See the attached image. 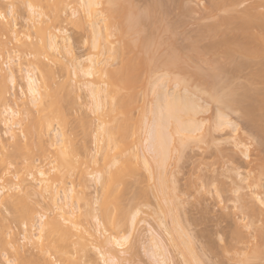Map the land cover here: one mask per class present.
<instances>
[{"label": "bare ground", "instance_id": "6f19581e", "mask_svg": "<svg viewBox=\"0 0 264 264\" xmlns=\"http://www.w3.org/2000/svg\"><path fill=\"white\" fill-rule=\"evenodd\" d=\"M4 1L7 2V4L10 3L9 4L10 12H8V14L10 13L11 15L16 14L17 9L20 8V6L18 5L21 3L22 4L24 3V5L26 6L25 9L27 8L26 11L29 13V14L27 13L29 17L27 21H30V23L34 25L36 23H45L48 25L50 21L55 22L59 18V16L55 13V11H58L59 9L58 8L59 2L51 3L53 0H3V2ZM18 2H21V3H18ZM180 2L181 0H61V4L64 3V4H67L68 6L71 4H75L76 6H79L80 9H82L84 13L87 14L91 20L90 27H91V34H92L91 35L92 42H91V45L89 46L90 52L88 53V56L87 57L84 56L86 58H82V57L77 58V56H75V53H74L75 51L72 48L71 39L63 31L61 32L63 33L62 37L51 33L50 36H48L49 38H47L49 40L43 39V38L40 39L42 40V42L45 40V42L43 43L40 40H38L40 42L36 40L35 42L37 43H34L33 42L34 40L33 41L31 40V43L29 41L28 42L29 44L27 43L25 44V41H23L24 42L23 43L22 41H20L22 39L19 40L20 37L16 30V28L18 27L17 23L14 21V24L11 25L13 22L12 23L8 22V24H10L11 26L7 25L8 27L6 28L8 30L7 33H10V32H11L10 34L14 33L12 34L13 36H15V34L18 35L19 38L15 36L16 39L18 38L17 39L18 43L22 42L24 45L22 43L20 45H22V47L23 46L26 47V48H23V50L22 49L20 50L24 51L26 49L24 53L28 52L27 53L28 56L26 55V57L27 58L30 57V59H27V61L28 60L30 61H28L29 64L26 61L27 65L25 64L26 66L25 67L23 64L24 59H25V54L22 52H20L21 54H19L20 56L17 59H14L10 55L9 56L12 59L8 55L7 56L9 57V59L7 57H5L7 59L3 58V61H5L4 62L5 64L3 66L6 65L7 72H5L2 66L0 70L1 71L0 72L1 74L0 75V78H1L0 79V105L1 103L3 104L6 101H8L6 99L7 98L6 94L8 91L7 82L9 81V83L12 85V88L16 86L18 83L16 74L19 71L23 73L22 75L25 80L28 96L31 97L30 99L31 105L32 104L35 105V107H37L35 109L38 111V113L40 112L41 115L37 114L38 116H40L38 117L37 115L33 114V118L32 117L31 118L34 121V123L31 122L32 125L29 128H27V125L25 124L27 130L25 131V129H23L24 130L23 131L21 128L20 129L18 128V127H22V125L20 124V122L22 121L14 120L16 117H18L21 114L20 111H15L12 107L6 106V109L4 110V112L0 114L2 115L0 116V121H1L0 123L3 124L4 133L6 136H8V141L10 140L14 142V143L12 142V145L14 144L13 145L14 148L12 152L13 154L11 156H8V154H6L7 157L6 156L0 157V196H4L6 199L7 196L11 195L10 193L12 191L13 192L19 191L18 190L19 186L17 185L18 186L17 187L15 184H12L13 186H11L10 184L11 181L7 179L6 175L9 169V167L7 166V163H9V166L14 167V164L16 161H19V159H23V157L21 156H20L21 158L20 157L17 158V155L22 154L21 152L25 150L24 152L26 153L23 152L25 156L27 157L28 155V157H30V158L27 157L28 161H27V164H25L26 166L25 168H27L28 170H30V172L33 173L35 169L34 165L36 164L35 162L36 160L34 159L36 154H39V158H42L44 156L43 160H45L46 156L49 157L48 146H49V142L53 141L51 139L52 137H55V140L51 142L49 148H53V151L52 149L51 151L55 153L54 156H56V152H59V150H61L63 152V155L60 151L61 157L60 158L58 157L59 158L58 161L60 160L62 162V159H61L62 156H63V159H66L68 157L67 161L63 160L62 163H60V161L58 162L62 164L61 167L59 166L60 164H58V167H60L58 169L59 170L61 169L62 171L63 170L62 166H65L63 168L64 169L66 168L67 171L69 170L68 168H70L71 169L69 170L70 172L78 168L77 166H74L75 164H73L74 163L73 160L71 162L68 161L69 154H66L65 150H62L65 148L64 134H63L64 132L62 131L61 133L55 132L56 127L55 128L53 127L54 121H56V123H61L60 121L62 118H60L61 117L60 114L63 111L62 113V117H63L64 111L66 112V110L64 109L66 106L69 105V102L71 104V101L69 97L67 96V94L66 95L63 94L64 97L62 96L61 92L64 91L62 87H61L62 90L60 92L54 90V88L57 87V86L53 87L55 86L54 85L56 81L55 76H57V74L55 75V72H53V69L50 68V65L48 66V64L50 63L48 62H47L48 64L45 63L46 59H47L46 61L54 62V60H51V59L60 58L59 62H57L58 60L55 61L56 63H60L61 61H63V59H67L65 58L66 56L71 58V60L69 59V62L72 63V64L70 63V65L73 67V71H74L73 73L76 78V81H75L76 82L75 86H77L76 90H78L79 92H82L83 90L87 92L88 104L90 105V111L96 118V124H95V130H94V144H95L96 149L100 148V152L104 153V155H106L105 150L103 151L102 149H106V152L107 151L109 152V150L114 151L115 149L117 151H114V152H118L119 154L118 147L119 149H121L122 148L121 146L125 145L124 148H122V151L124 149V152L125 151L126 153L128 152L126 154V156L128 155L127 158L129 159L131 158V160H133L132 162L131 160L128 161L129 159H126L128 163L129 164L130 162L134 163L135 162L134 158L136 159L140 155L139 156L140 158H138V160L143 159L147 167L149 166V164L147 165L146 155L143 154V156H145L143 157L141 156L140 152L139 154L137 151H135L137 153H135L134 150L130 151L131 149H133L132 147L133 145H130L131 142L134 141L132 140V138L137 137L140 131L142 130L141 134H139L138 136L140 139L142 132L145 131L144 134H146L147 136L142 142L146 143V146H143L144 143L142 142L140 143V145L143 146L142 149H146L147 151L146 153L152 155V158L156 160V163L158 165L154 163L155 164L154 166H157V167L159 166V168H161L162 172L165 174H167V172H165L167 171L165 168H167L168 159L171 157L169 154L172 150L178 151L180 153L181 150L188 143H190L193 140L199 141V139L202 138V136H200L198 137L199 138L198 139L196 137V133L203 130L202 128L204 127L205 123L204 125H202L203 122L202 123L200 122L201 124L200 123L197 124L195 117L202 112L203 106L197 103L198 102L197 98L196 100L195 98L193 99L192 97L193 96L192 94H194L197 87L190 90L187 86L189 85V82L192 79L198 80L199 85L211 84L214 82V80L218 79L221 76L222 72H224L222 70L223 66L221 65L220 66L213 65V64L211 65L210 63L208 65V63H206L207 56H214L216 59L212 58V60L215 59V62L217 58L222 59V57L228 62L230 61L236 62L240 58L243 60H247V61L248 60L256 61L262 66V69L259 71L257 78L264 82V0H256L255 3L252 2L254 3L253 5L248 6L249 4H251L250 2L246 8L241 10L242 13L240 11L241 9L240 7L244 6L245 2L247 3L248 0H226V1L224 0V2L221 0H210V7H211V8L209 7L210 11H213V13L214 11H222L223 13L226 11L227 14L229 15L231 14V15L226 16L223 14L224 16H222V18L218 16L220 18L218 22H217L218 18L215 17L216 16L215 15L214 20L216 21L213 20V22H217V23H212L211 25L200 28L201 29V30L199 29L200 32H198L197 30L198 32V33L196 32L197 35H193L195 36V38L196 37L197 38L194 40L192 39V41H189L187 45L184 47H182L184 44L182 45L181 43H179L182 45V46H179V44H177L179 41L178 42L175 41L176 37H177V40H180V38H178L180 34L178 33V28L176 27V25H174L175 23L173 25H169V23H166L164 20V18L166 19L167 17V13L170 14L172 12L171 9L181 10V8H179ZM139 3H141V5ZM142 3H143V6H142ZM144 4H145V7H144ZM2 5H4V3H2ZM97 5H99V7H97ZM4 7L2 8L0 7V16L4 17V19L6 20L4 11H2ZM5 8H8V6H6ZM169 9L171 12L169 11ZM48 11H50V13L54 12L55 16H52L53 14L50 16V13ZM202 11H206V10H203L202 8ZM235 11L236 12L240 11V14L239 13L237 14ZM259 11H262V12H259ZM175 15L177 18L178 15L177 14ZM179 17L180 16H178V18ZM173 18L174 17H172V19ZM3 22L5 24V21ZM6 24H7V21H6ZM3 26L6 27V25H3ZM184 39L182 41H187ZM187 39L190 40V37ZM18 47L21 48V46H18ZM172 60L175 61V63H173L172 65L173 68L178 69V71H176L174 75L183 76L181 79L178 76H175L179 78V79L177 78L175 79L176 86H182L184 87V90H182V92L177 91V92L170 94V93H165L164 89L160 90L161 86L158 85V82L161 81L162 78L157 77L153 81V74L155 73L153 69L161 67L165 64V62L172 61ZM2 63L3 62H0V65H2ZM201 63L203 64L205 63L204 66H207V65H208L207 67L210 66L209 69L206 68L208 71H206L205 68L204 70L202 69L203 65L202 67H200ZM14 65L16 66L15 69L16 68L18 69L17 71L14 70V67L12 68V66ZM244 65L245 63H242V62L239 63L238 67H236V70L241 68ZM140 84L150 85L152 87L153 95L154 96L156 95L155 97L157 98L153 107L149 108L152 111L150 112V110H148V113L150 112L149 114H151L150 117L153 116L152 121H149V123L151 122L150 124L147 122L146 118H144V115H143L144 111L141 114L140 118H137V119H140V121L137 119L135 121V118H132V113H134V111L136 110L135 105L136 103H138L137 102L138 101L137 100L138 99V88L137 87ZM221 86H222V83H221ZM61 88L59 87L58 89H61ZM249 88L245 89L242 93H239L241 91V90L239 91V89L238 90L235 89V90L238 96L242 99L243 108L247 114L246 119H248L249 122H251L253 129L255 128L256 131H258L259 135H261L262 132H264V92L262 91L257 92L258 90L256 91L254 88L252 91V89L251 88L249 89ZM34 92L37 95L34 96L33 95ZM56 92H57V95L60 93L58 96L62 99L65 97L66 98L68 97L67 99H65L66 101L69 99V101L66 102L68 103V105L67 104L64 105L65 101L61 100L60 98H57L58 96L55 95ZM194 95H198L197 92ZM155 97L154 99H156ZM209 98H211V96H209ZM21 99H20L21 101L20 100L18 101L16 100V101L19 104L20 103L22 104L23 102L26 103V100L24 98H21ZM14 102L15 100H13V103ZM17 102H15V105L18 104ZM22 105L25 106V104H22ZM60 111L61 113L59 114ZM133 117H134V114H133ZM59 119L60 121L57 122V120ZM141 120L143 121V123H145L144 121L146 120V123H145L146 125L143 124ZM132 121L136 124H133ZM52 127L54 128L52 131L55 132V135H52L51 133L52 136H50L49 133ZM17 128L21 130V133L27 132L28 134V135H25V133H23V135L27 136V139L25 138V140L27 141H24V143L26 142L25 145L22 144V140H20L19 137L15 135V131H16L15 129ZM136 129L139 130L137 134L136 132L138 130ZM57 130L59 129L57 128ZM208 134L209 132L207 133V135ZM48 135L51 138L48 137ZM205 135H203L204 136L203 138H205ZM204 141L205 139H203L202 142ZM58 146L59 148H57ZM4 147L6 146L3 142V136L0 134V148H4ZM14 149L16 150L15 153H14ZM57 149L58 151H56ZM1 150L4 151L6 149L4 150L1 149ZM54 150L56 152H54ZM97 150H98L97 151V155H98L100 152H99V149ZM122 151H121V154L123 155L124 153H122ZM257 151H259V149H257ZM254 152H256V150ZM1 153H4V152H1ZM110 153H107L108 157L112 155V153L111 154ZM31 154L35 156L32 157ZM114 154L117 156L116 153ZM94 155H96V151ZM257 155L255 157L256 158L259 157L257 159V162L258 160H260L259 163H257V165H255V163H252L255 165L256 171H257L255 174V177H253L254 175H252L249 172L250 174L249 183L251 184L252 181L253 183L251 185L249 183L248 184L250 185L251 187L250 189L252 190L253 188L257 190L259 186L262 187L261 185L262 183L260 182V180L262 179V177L264 178V156L262 155L261 151L257 153ZM260 155L262 157H260ZM91 157H93V155ZM108 157L106 156L105 159L107 160ZM117 157H119V155ZM93 158H96V156ZM112 158L115 159L114 156ZM180 158H181V155L179 156V159ZM15 159H18V160L15 161ZM114 159H111V161L108 160L110 161L109 163L113 162ZM30 160H32L33 162ZM40 160L42 161V159ZM70 160H71V156H70ZM23 161L26 162L24 159ZM253 162H254V158H253ZM17 163L18 162H16V164ZM112 165L115 166V164H112ZM132 165L133 164H131L130 166L132 167ZM36 166L38 167L37 164ZM114 166H112V168ZM37 167L35 170L37 173V176L40 178H45L47 180L45 181L43 179H40L39 184L41 185L43 183V186H44L45 185L44 181L45 183H48V181H50L48 178H46L49 175L47 174L48 171L46 172V171H43L42 169L40 170V167L37 169ZM152 167L150 168L149 166V170H151L149 173L150 176L152 175V172H153ZM134 169L136 168H133L134 172L131 169L129 171L130 174L128 173V175L127 173H124L125 176L128 177L129 175H131V173H133L134 174L133 176H135ZM51 171L53 172L56 171V168ZM159 172H161V170H159ZM154 174H155V171L153 173V176H155ZM165 174H162V176ZM249 174H247V177L249 176ZM30 175L33 176V174H30ZM251 175H252L253 180L251 178ZM241 176L242 175L240 173L237 175V177H240V178ZM247 177L245 176V178L241 179L242 183L247 184V180H245ZM91 179L94 185L96 186V188H98L97 190H99V187L103 188V193H102L103 198H101V196L99 195L96 196L94 203L97 206V204L100 201H103V202H100L102 203L101 212L103 213L101 214V216L105 220H107V218L111 219L110 218V213H111L110 208H112L111 205H114V207L117 208V205L119 202L117 198L120 197L121 192L119 190L118 193L120 194L116 195L115 188L110 187L107 184L105 186V183H104L105 179L102 173H96V174L91 175ZM161 181L162 180L160 179L158 183H163ZM261 181H263V179ZM123 182H125V180H123ZM49 184L50 182L47 185L49 186ZM47 185H45L46 192H44V193H47V197L50 199V200L48 199V202L50 201V204L47 205V202H46V206H48V209L46 208L47 215L43 214L40 217L43 223L38 224L39 225L38 228L40 227L39 232H38L39 235L36 237L31 236L33 239L34 237L37 239V242H36L37 244L41 243L39 244V247L41 248L38 247V249H41L39 250L41 252L40 258H36L37 260L33 259L35 261L34 264H75V263L78 264L77 261L75 262L73 260V256L76 254L74 252L76 251L74 247L77 246L79 250V247L82 244L84 245V242H82V240H84L85 238L81 237L82 236L81 234H83V236H85L86 234L85 237L87 238L91 234L92 237L90 236V238L92 239L93 238L95 239L97 237L100 239L101 238L100 236L103 237L104 241L103 240L101 241L102 245H101V252H100V255L103 257V260H102L103 264H128V263H125V259H123L121 255L126 253V247L130 239L129 236H122L118 234L117 235H107L106 229L104 226L107 224L109 225L110 222L108 223V220L107 222H104L103 219H101L102 220L101 221L99 218L100 216L98 217L97 215L93 216L94 221H95V224H94L95 233L97 235L96 234L94 235V232L92 231L93 228L91 227L92 228L91 231L93 232V235H92V233H89L91 231H89L90 230L89 228L88 229L86 228L87 227L86 225L84 224L82 225V224H79L80 222L78 223V221L77 222L74 221L75 218L78 219L80 216H82L79 204L76 201V195L74 193L76 191L74 187L64 189L61 194L60 192L55 190L56 188L54 189V191H57V192L52 191V189L54 188L53 185L49 187ZM117 185H118V180H117ZM158 185H157V189H158ZM161 185L162 184L159 185V187H161L160 191H163L162 188H164L165 185H163L164 187ZM249 185L247 186V188L249 187ZM245 187H244V190H245ZM237 189L238 190L233 191V192L238 193L241 189H243V187L242 188L239 187ZM22 190L20 191L22 192ZM247 190H249V188ZM256 190H254L255 191L254 193H252V191L248 193V194L251 193V195L244 196V195H247V193L244 195L242 194L241 195L242 197H239L238 198L239 200L237 199L238 203L240 202L239 203L240 208L238 207V210L241 209L240 210L242 212L241 215L243 216L242 217L240 215L241 219L239 220L243 223L241 225V222L237 220L240 217L237 216L238 218L235 219L236 224H234V226H230L231 227L230 231L225 232V234H227L228 237H230L233 240L239 241V243L240 241L242 242V239L245 237H250V238H253L254 240H260L264 235V226H262L264 225V199L263 197H261V195H264L263 194L264 190L262 189L263 191H261L260 189V192ZM114 195L119 196V197H116L115 199H113L112 196ZM164 195L161 194L162 198L165 197ZM27 199L28 198L26 197V199L24 198L25 201L23 200L21 202L22 203L25 202V204L28 205V207L27 205H25V208L27 207L28 209L27 208L26 209L30 210L32 207L30 208L31 205L28 204L29 200ZM44 199L46 200L47 198L44 196ZM245 199H248L246 200L247 202H245L246 204L244 203ZM252 199L254 202L255 201L256 202L253 203ZM26 200L28 203L26 202ZM250 200L252 201V203H250ZM235 203L238 206V203L236 201ZM169 205H172V204H169ZM119 206L120 205H118V207ZM26 209H24L23 211L20 210L21 213L23 212L22 214L19 212V210H17L19 212L17 214V217L20 214L19 216L20 218L19 217L18 218L25 219L24 221L29 223L27 224L23 220H21L23 221L22 224L24 226L31 225V228H32L33 225L37 224V222L33 224L34 223L33 214L35 213V211L30 210L31 211L30 212V211H26ZM170 210L171 209H168L167 207L166 212H170ZM48 211L50 212L49 214H48ZM164 211H165V208H164ZM89 214L90 213H88L87 215ZM122 214L124 215V213H120L119 215H122ZM138 214H139V211H136L132 214V217H131L132 226ZM170 214L171 212L166 213V215L168 216ZM236 214H234V217H236ZM224 217L226 218V216ZM227 217L229 216L227 215ZM229 218H232V217H229ZM177 220H178L177 218L173 219L176 225L175 227H174V224L172 227H169L168 224L165 223L164 221L159 222V227L164 228V234L162 235H159L160 231L158 232L159 234L158 233L156 234V232L152 230L150 243H152L151 245L156 251L153 253L154 255L160 258L159 264H170V255L169 253L167 254V252L170 250L165 249V248H168L167 247L168 245L167 246L163 245V241L165 239L162 238L166 235V237H168L166 239L170 241L171 245L173 244V246L171 247L172 248L175 247V250L177 249V251L179 250L181 252L180 254L178 251L179 255L180 256L182 255L185 258L183 261V264H192V263L199 264V259H201V257L200 256H199L200 258L196 257L198 256V254H195L196 250L194 248V245L193 247L191 245L193 241L189 240L190 238L185 234L183 226L180 225L181 223L177 222ZM237 221H239L238 223H240V225L237 223ZM111 226L114 227L113 223ZM163 228H162V231H163ZM244 230L245 232H247V234L243 232ZM28 231L26 233H29ZM87 233H89V235H87ZM26 235L28 237L26 236L25 240L27 239V241H31V242L34 241L32 238H29L30 237L29 234H26ZM244 235L245 237H243ZM125 237H128V239L126 240ZM73 238L75 239L78 238V241H74ZM168 240L167 242H169ZM79 241H81L82 244L79 243ZM256 247H257L256 244H254L252 249L250 250V253L248 252L247 254H249L250 256H253V258L254 256L255 257L257 256L256 258H258L259 257L258 253H260V250H258L259 248L258 247L256 248ZM162 248H163V251H161ZM102 249H104V251ZM84 250L81 251V253L86 251ZM164 250L165 251L168 250V251L165 252ZM49 253L51 255H49ZM185 253L186 254L188 253L187 256H185ZM45 255H47L48 257ZM53 257H56V259L55 260L51 259ZM187 257L190 258V260L193 259L194 262L187 260L186 259ZM201 260H200V264H202Z\"/></svg>", "mask_w": 264, "mask_h": 264}, {"label": "rangeland", "instance_id": "374dc122", "mask_svg": "<svg viewBox=\"0 0 264 264\" xmlns=\"http://www.w3.org/2000/svg\"><path fill=\"white\" fill-rule=\"evenodd\" d=\"M221 1L224 2V0H221ZM57 2H59L58 3L59 9L58 11H55V13L59 16V18L55 22L50 21L48 25L45 23H36L34 25L30 23V21H27L29 17L27 15L28 12L26 11L27 8L25 9L26 6L24 5V3L22 4L21 2H18V3H21L18 5L20 6V8H18L19 11L17 9L16 14L11 15L10 13L8 14V12H10L9 11L10 3L7 4V2L5 1L3 2V0H0L1 8L4 7V5L5 7L8 6V8L4 7V9L2 10L4 11L6 20L4 19V17L0 16L1 17L0 18V21H1L0 23V62H3L2 65H0V70L2 66L5 64L4 63L5 61H3V58L7 57L9 59V57L11 56L14 59H17L20 56L19 54H21L20 52L24 53V51H26V49L22 51L23 48H26V47L25 46L22 47V45H20L23 41H25V44L26 43L29 44L28 43L29 41L31 43V40L32 41L34 40L33 42L37 43L35 42L36 40L38 41L41 38L47 39L49 38L48 36H50L51 33L62 37L63 35V33H61L62 31L65 32L67 36L70 37L72 48L75 51L74 53H75V56H77V58H81V57L86 58L88 56V53L90 52L89 46L91 45V42H92L90 18L88 17L87 14L84 13L82 9H80L79 6H76L75 4H71L68 6L67 4H64V3L61 4V0H53L51 3H57ZM250 2L251 4H249ZM252 2L255 3L256 0L255 1L248 0L247 3L245 2L244 6H241L240 7L241 9L239 8L240 11L246 8L248 4H249L248 6L253 5L254 3ZM2 3H4V5H2ZM139 4L141 5V3ZM142 6H143V3H142ZM144 7H145V4H144ZM209 7H210V0H185V1L181 0V2L179 3V8H181V10H179L178 8H177L178 10L176 9L172 10L170 8L172 11L171 12L169 9L171 13L170 14L167 13V17L165 15L166 19L164 18V20L166 23H169V25H173L175 23L174 25H176V27L178 28V33L180 34L181 37L180 36L178 37L180 38V40H177V37H176L175 41L176 42L179 41L177 44L179 43H181L182 45L184 44L183 46L179 44V46L184 47L187 45L189 41H192V39L193 40L196 39L197 37L195 38V36L193 35H197V33L200 32L199 31L200 28L211 25L212 23H217L220 19L219 17L222 18V16L224 15L226 16L231 15V14L230 15L227 14L226 11L224 13L222 11H214L213 13V11H210ZM202 8L203 10H206V11H202ZM240 11H237V12L235 11V12L237 14L238 13L240 14ZM48 12L50 13V11ZM259 12H262V11H259ZM175 14H177L180 17L178 18L177 16L176 18ZM51 15L55 16L54 12L50 13V16ZM214 16L218 18V19L216 18L217 22H213L215 18ZM172 17L174 18L172 19ZM3 21H5V24ZM6 21H7V24H6ZM14 21L17 23L18 27L16 28V30L20 38L16 34L15 36H17L19 40L22 39L20 40L22 42L19 41L20 43H18L17 41L18 38L16 39L15 36L12 35L14 33L12 34H10L11 32L7 33L8 31L6 29L8 28L7 25H10L8 24V22L9 23L13 22L11 24L13 25ZM3 25H6V27ZM29 37L32 39H30ZM189 37H190V40L187 39ZM183 39L187 41H182ZM40 41L42 42V40ZM43 42H45V40ZM18 46H21V48ZM27 53L26 52L24 53L25 59H26V60L24 59V62H23L24 66L26 64L27 59H30V57L28 58L26 57V55L28 56ZM7 55L8 56L10 55V56L8 57ZM65 58L67 59H63V61H61L60 63L55 62L56 60H58L57 62H59L60 58L51 59V60H54V62L46 61L47 60L46 59L45 63L46 64L50 63L48 64V66L50 65V68L53 69V72H55V75L57 74V76H55L56 77L55 79L56 81L54 84L55 86H53V87H56V86L57 87L54 88V90L60 92L63 88L64 91L61 92L62 96L63 94L64 95L67 94V96L69 97L71 101V104L69 102V105H68V103L66 102H68L69 99L67 101L65 100L68 97L67 98L65 97L62 99L58 96L60 93L58 92L59 94L57 95V92H56L55 95L58 96L57 98L64 100L65 101L64 105L67 104L68 106H66L67 108L65 107V109L63 108L64 110H66V112L64 111L63 117H62L63 111L62 113L61 111L59 112V114L61 113L60 118L62 119L61 121L60 119L57 120V122L60 121L61 123H56V121H54V125L56 126L53 125V127L54 128L56 127L55 132H58V133H61V131L64 132L63 134H64L65 148L62 150H65L66 154H69L68 161L71 162L73 160L74 161L73 164H75L74 166H77L78 168L70 172H69V170H71L70 168H68L69 169L68 171L66 170V168L65 169L63 168L65 166H62L63 172L61 171V169L60 170L58 169L62 165L60 163H62L63 160L67 161L68 157L66 159H63V156H62L61 158L62 162L59 160L60 163H58L59 162L58 159L61 157L60 155L61 150H59V152H56L58 151V149L56 151L54 150V152H56V156H54L55 153L52 152L53 148H49L51 142L55 140V137H52V138L50 137L52 135H55V132L52 131L54 129L53 127L50 129L51 130L49 133L50 136L48 135V137H50L53 140L51 141L50 139L51 142H49V146H48L49 157L46 156L45 160H43L44 156L43 157L40 156L42 158H39V154H36V156L32 155L33 153L31 154L32 157L35 156L34 159L36 160L35 162L38 165V167L36 166V164L34 165L35 169L33 173L30 172V170H28L27 168H25L26 167L25 164H27V161H28L27 159L28 155L26 157L24 154L26 153L24 152L25 150H23L22 152L20 151L22 154L17 155V158L21 156L26 162H24L23 159H19V161H16L18 159H15V161L18 163L16 164L15 162L14 167L9 166V163H7V166L9 167L7 171V175H6L7 179L11 181L10 183L11 186H13L12 184H15L16 186L18 185L19 191L17 190H16L17 192L12 191L10 193L11 195H9L10 197L7 196L8 198L6 197V199L4 196H0V264H30V263L34 264L35 263L34 260L36 258H40L41 252L39 250L41 249H38V247H39V244L41 243L37 244L36 243L37 239L35 237L39 235L38 232H39L40 227L38 228L39 226L38 224L43 223L40 217L41 215L46 214L47 209H48V206H46V202H47V205L50 204V201L48 202L49 198L47 197V193H44L46 192L45 185H47L49 182L51 184V185L49 184V186L53 185L54 187L52 191H54V189L56 188L55 190H57L61 194L64 189L74 187L76 191L74 192L76 195V201L79 204V207L82 213V216H80L81 218L80 217L78 219L75 218L74 221L76 222L78 221V223L80 222L79 224L86 225L87 226L86 228L90 229L89 231H91V229L93 228L92 231L94 232V235H95L96 234L95 227H94L95 221H94L93 216L97 215L98 217L100 216L99 217L100 220L103 219L101 216V214H103L101 212L102 203H100L103 201H100L97 204V206L94 203L96 196L99 195L101 196V198H103L102 196L103 188L99 187V190H97L98 188H96V186L94 185L91 179V175L96 174V173H102L104 175L105 186L107 184L110 187L115 188L116 195L120 194L118 193L119 190L121 192L120 197L116 195L112 196L113 199H115L116 197H119L117 199L119 200L118 205L120 206L118 207L117 205V208H116L114 207V205H111L112 207L110 208V212H111L110 218L111 219L107 218L108 223L109 222L110 223L109 225L107 223H106L107 225L104 224L105 225L104 227L106 229L107 235H117L118 234V235L130 237L129 242L126 247V253L121 255V257L125 259V263H128V264H159L160 258L154 255L153 252H156V251L151 245L152 243H150L152 230L155 231L156 234L160 231L159 232L160 234L159 233L158 234L162 235L164 234V228L159 227V222L164 221L165 223L168 224L169 227H172L174 224V227H175L176 225L173 219L177 218L178 219L177 222L181 223L179 224L183 226L185 234L190 238L189 240L193 241L191 245L192 247L194 245V248L196 250L195 254H198V256L196 257L200 256L202 259V260L199 259V264H200V260L202 264H264V235L260 240H254L253 238L245 237L244 235L243 237L245 238H243L242 242L240 241L239 243V241L233 240L230 237H228L227 234H225V232L230 231V228H231L230 226H234V224H236L235 219L238 218L237 216L240 217L237 220L241 219L242 212L240 211L241 209L238 210V207L240 206L239 204L240 202L238 203L237 199L239 197H242L241 196L242 194L244 195L247 193V195H244V196H248V195H251V193L248 194L249 192L252 191V193H254L255 192L254 190H256L254 188L253 190L250 189L251 188L250 185L253 183V181L251 184L249 183L250 182L249 172L252 175H254L253 177H255V174L257 172L255 165H257V163H259L260 161L258 160L257 162V159L259 157L256 158L255 156L257 155V153L261 151V149L258 146L254 147L250 153L251 158L247 160V159H244L240 155L239 151L237 150L236 143H235L236 140H238L240 143H246L250 137H255L258 143L260 135L258 131H256L255 128L253 129L251 122H249V120L246 119V117L242 118L238 122V129H239L238 132H235L232 134L235 137V140H233L231 143L225 142L227 138L224 137V133L216 132L215 127L213 126L214 125L213 120L216 118V105L212 101V99L209 98L210 95L208 96V94H206L205 91L204 92L201 91V93L198 95H194L196 91L194 92V94L191 93L193 95L192 96L193 99L197 98L198 99V100L196 99L198 101L197 103L203 106L202 112L198 114L195 117V119H196L197 124H199L200 122L201 123L203 122L202 125H204V123L205 125L202 128L203 130L196 133V137L198 138L202 136L203 138L204 137L203 135L206 134L205 138H203L205 139V141L202 142L203 141L202 138H201L202 140L198 138L199 141L193 140L190 143H188L181 150L180 153L178 151L171 149L172 151L170 150L171 152L169 154L171 157L168 159V163H167L168 169L165 168L167 170L165 171L167 172V174L163 173L162 169L159 168V166L158 167L154 166L155 164H157L156 160L152 158V155L146 153L147 152L146 149H142L143 146H146V143L142 142L147 136L146 134H144L145 131L142 132V135L140 136V139H139L138 136L139 134H141V131H142L140 129L141 131L138 134V136L135 138H132V140L134 141L131 142V144L129 142L130 145H133L132 146L133 149H131L130 151L134 150V152L135 151H137L138 153L140 152L141 156H143V154L146 155L147 165L149 164L150 168L153 166L152 167L153 172H152V175L150 176L149 173L151 170H149V166L146 167L143 159L138 160V158H140L139 157L140 153L138 154L139 155L138 158H136L137 161L134 158L135 160L134 163H131V162L130 164L128 163V161H130L131 158L130 159L127 158L128 155L126 156V154L128 152L127 153L126 151L124 152V149L122 151V148H124L125 145L121 146L122 147L121 149H119L118 147L119 154L118 152H114L117 150L113 148L114 151L107 149L109 150V152L108 151L106 152V149H102L103 151L105 150L106 155H104V153L100 152V148H97L99 149V152H100L97 155L98 150L96 149L95 144H94V130H95L96 118L90 111V105L88 104L87 92L84 90L82 92H79L78 90H76L77 89V86H75L76 78L73 73L74 72L73 67L70 65L71 62H69V59L71 60V58L67 56ZM212 58H215V57L214 56L206 57V63H208V65L210 63L211 65L213 64V65L223 66L222 70L224 72H222L221 74V76L223 77V80L221 82L222 85L226 83L229 87H232L237 90L239 89V91L241 90L240 92L238 91L239 93H242L245 89H248L249 87L252 89V91L254 88L256 91L258 90L257 92H260V91L264 92V82L257 78L259 71L262 69V66L258 62L249 61V60L247 61L241 58L238 59L236 62H231V61L228 62L227 60L223 59V57L222 59L217 58L215 62L216 58L214 60H212ZM241 62L245 63V65L236 70V67H238L239 63ZM204 65L205 63L200 64V67H202L203 70L204 68L205 69L210 68V66L207 67L208 66L207 64H206L207 66H204ZM13 67H14V70L16 71L18 70L17 68L15 69L16 67L15 65L12 66V68ZM3 68L5 72H7L6 65L3 66ZM206 71L208 70L206 69ZM22 74L23 73L19 71L17 72L16 75H17L18 83L13 88H12V85L7 80L8 81L7 82L8 91L6 94V97H7L6 99L8 101L5 100L6 101L5 103L3 104L1 103L0 114L4 112V110L6 109V106L12 107L15 111H20L21 114L18 117H16L14 120L15 121L21 120L22 122H20V124L22 125V127L23 126L24 127L23 128L18 127V128L19 129L21 128L22 130L25 129L26 131L27 128H29L32 125L31 122L34 123V121L32 120L33 114L34 115H37V114L41 115V114L40 112L38 113V111L35 109L37 108L35 107V105L32 104L34 108L31 105V102H30L31 97L28 96L27 87H26L25 80ZM175 76H178L180 79L183 77V76L172 74L168 78H162L161 81L158 82V85L161 86L160 87L161 89L160 88L159 89L160 90L164 89L165 93H170V94L177 92V91L182 92V90H184V87L176 86L175 79L176 78L179 79V78ZM157 77H159V75L157 73H154L153 81ZM195 80L196 79H192L189 82V85L187 87L190 90L197 87L198 80H196L197 83ZM59 87L60 88L62 87V88L58 89ZM137 88H138V99H137L138 103H136L135 105L136 110L133 109L135 111L134 113H132V118H135V121H136V119L140 118L141 114L144 111L143 113L144 118H146L147 122L149 123V121H152V118H153V116L150 117L151 114L149 113L152 110H150L149 108L153 107V105L155 104L157 100V98L155 97L156 95L155 96L153 95L152 87L148 84L147 85L140 84L138 85ZM154 97L156 99H154ZM21 98H24L26 100V103L23 102L24 100L22 101L23 102L22 104H25V106L17 102ZM13 100H15V102H17L18 104L15 105V102L13 103ZM148 110H150L149 113H148ZM133 114H134V117H133ZM137 120L140 121V119H137ZM146 120L144 121L145 123H146ZM132 123L136 124L133 121ZM25 124L27 125V128ZM18 128L15 129L16 130L15 135L19 137V139L22 140V144L25 145L26 142L24 143V141H27L25 140V138L27 139V136L25 135H28V134L27 132H23L25 133V135H23V133H21V130H19ZM57 128L59 130H57ZM138 132L139 130L136 132V134ZM208 132L209 134L207 135ZM0 134L3 136V142L6 146L4 148H0V157H4L6 156V154H8V156H11L13 154L12 152H13L14 144L12 145L13 141H10V140L8 141V136L5 135L4 127H3V124L1 123H0ZM141 142L144 143L143 146L140 145ZM57 148H59V146ZM1 149L3 150L6 149V150L2 151ZM257 149H259V151H257ZM255 150L256 152H254ZM95 151H96V155H94ZM121 151L122 153H124L123 155L121 154ZM1 152H4V153H1ZM15 152L16 150L14 149V153ZM110 152L115 157V159L112 158L113 157L112 155H111L112 157L111 156L108 157L107 153H110ZM61 153L63 155L62 151ZM114 153H116L117 156L119 155V157H117ZM91 154L93 155V157L96 156V158L91 157L92 156ZM180 155H181V158L179 159ZM262 155L264 156V153H262ZM70 156H71V160H70ZM106 156L109 159L107 158L106 160L105 159ZM260 157L262 156L260 155ZM253 158H254V162H253ZM40 159H42V161ZM111 159H114L115 162L112 160L114 163L113 162L109 163ZM126 159H129V160L127 161ZM131 161L133 162V160ZM252 163H255V165ZM58 164H60L59 165L60 167H58ZM112 164H115V166ZM131 164H133L132 167L130 166ZM112 166L114 167L112 168ZM36 167L37 169L40 167V170L42 169L43 171H46V172L48 171L47 174L49 175L48 177H46L50 180L48 181V183H45V181H47L45 178H40L37 176V173L35 171ZM52 168L54 169L56 168V171L54 172L51 171V170H54ZM133 168L137 169V170L134 169L135 176H133L134 174L131 173V175H129L130 177L129 176L126 177L124 173H127V175L128 173L130 174L129 171L131 169L133 171ZM158 169L161 170V172H159ZM154 171H155V174H154L155 176H153ZM65 172L68 174H66ZM239 173L242 175L241 178L237 177ZM30 174H33V176H31ZM162 174H165V175L162 176ZM247 174H249L248 177H247ZM252 175H251V178H252ZM121 176L123 178L124 177L126 178L123 179ZM245 176L247 177L245 179L247 180V184L242 183L241 181V179L245 178ZM40 179L45 180L44 186H43V183L41 185L39 184ZM160 179L162 180L161 182H163L164 184L158 183ZM262 179L263 181H261ZM262 179L260 180V182L262 183V184L260 183L262 187L259 186L258 187L259 189L257 188L259 192H260V189L261 191L264 190L263 188L264 178L262 177ZM117 180H118V185H117ZM123 180H125V182H123ZM158 184L159 185L162 184L161 186L165 185L166 188L163 186L165 189L162 188L163 191H160L161 187H159ZM157 185H158V189H157ZM248 185H249L248 187L249 190H247ZM239 187L240 188L243 187V189H241L238 193L236 192L234 193L233 191L238 190L237 188ZM244 187H245V190H244ZM20 190H22V192ZM57 191H54V192H57ZM161 194L162 195L165 194L164 195L165 197L162 198ZM43 195L47 198L46 200L44 199ZM25 196L28 198L27 200H29V203L27 202V200L26 202L31 205L30 208L32 207L30 210L35 211V213L33 212L34 213L33 214V221H34L33 224H35L36 222L37 224L33 225L32 228H31V225L24 226L22 224L25 219H19L20 214L18 216L19 218L17 217V214L20 212V210L23 211L24 209L28 207V205L25 204V202L24 203L21 202L24 200V198L26 199ZM261 197H263L264 199V195H261ZM169 200L171 201V203ZM246 200L248 199H245L244 203L247 202ZM235 201L238 203V206L235 203ZM252 201L250 200V203H252ZM255 202L253 201V203ZM169 204H172V205H169ZM25 205H27L26 208H25ZM167 207L168 209H171L170 210L171 214L169 216L166 215V213H170V212H166ZM164 208H165V211H164ZM27 209L26 211H30ZM17 210H19V212ZM136 211H139V214L136 217L134 224L132 226L131 217H132V214ZM49 213L50 212L48 211V214ZM88 213L90 214L87 215ZM120 213H124V215L123 214L119 215ZM236 213L239 215H237ZM234 214H236V217H234ZM227 215L229 217H232L234 220L232 218L227 217ZM224 216H226V218ZM107 220L103 219L104 222H107ZM239 221H237V223ZM25 223L29 224L28 222H25ZM112 223L114 227L111 226ZM242 223L243 222H241V225ZM238 224L240 225V223ZM162 228H163V231H162ZM26 229L27 231L30 230L28 231L29 233H26L27 232ZM92 231L89 233H92L93 235ZM243 232L247 234L245 230ZM89 233H87V235H89ZM26 234L30 235L29 238H32L31 236H35L34 239L32 238L34 241L31 242V241H27V239L25 240V237L27 236ZM81 235H82L81 237L85 238L84 240H82L85 246L81 243V241H79V243H81L82 245L80 244L81 246L80 245H79L80 247L78 246L80 251L78 250L77 246L74 247L76 249V251H74L76 254L73 256V260L75 262L77 261L78 264H103V261H102L103 257L100 255L101 245H102L101 241L102 240L104 241L103 237L100 236L101 237L100 239L98 237L95 239L94 238L92 239L90 238L91 234L90 236H88V238L85 237L86 234L85 236H83V234ZM220 235H223L225 237L224 243H221L219 239ZM164 237H162L163 239H165L163 241V245L164 246L168 245L167 246L168 248H165V249L170 250V251L167 250L168 252L164 250L165 252H167V254L169 253L170 255V264H183V261L185 258L182 255H181L182 257L179 255V253L181 254V252L178 250L179 251L178 253L177 249L175 250V247L172 248L171 246H173V244L171 245L170 241L166 239L168 237H166V235ZM75 238H73V240L78 241V238L77 239ZM167 240L169 242H167ZM254 244H256V246L259 248L258 250H260V253H258L259 255L257 254L259 256L258 258H256L257 256L256 257L254 256L253 258V256H250L249 254H247L248 252L250 253V250L252 249ZM82 246L85 248H83ZM163 248L161 251H163ZM83 250L85 252L81 253V251ZM102 250L104 251V249ZM50 253L49 255H51ZM187 254L185 253V256H187ZM188 257L186 259L190 260V258ZM51 259L55 260L56 257H53ZM190 261L194 262L193 259H191Z\"/></svg>", "mask_w": 264, "mask_h": 264}, {"label": "snow or ice", "instance_id": "6c2138e0", "mask_svg": "<svg viewBox=\"0 0 264 264\" xmlns=\"http://www.w3.org/2000/svg\"><path fill=\"white\" fill-rule=\"evenodd\" d=\"M97 7H99V5H97ZM173 63H175L174 60L167 61L163 66L155 68L153 71L157 73L160 78H168L178 71V69L173 68ZM222 80L223 77L220 76L211 84L198 85L196 92L200 94L201 91H205L211 96L212 101L216 105V118L213 120L215 131L224 133V137L227 138L225 142L231 143L235 140L232 134L239 130L238 122L242 118H245L247 114L243 108L242 99L238 96L236 90L229 87L226 83L221 86ZM33 95L35 96L37 94L34 92ZM235 143L240 155L244 159H249L250 153L254 147L258 146L261 152L264 153V132L260 135L258 143L255 137H250L246 143H240L238 140H236ZM125 239L127 240L128 237H125ZM219 239L221 243L225 242V237L223 235H220Z\"/></svg>", "mask_w": 264, "mask_h": 264}]
</instances>
